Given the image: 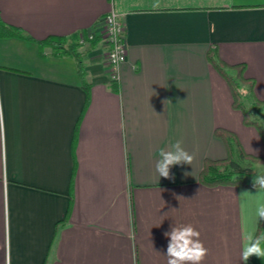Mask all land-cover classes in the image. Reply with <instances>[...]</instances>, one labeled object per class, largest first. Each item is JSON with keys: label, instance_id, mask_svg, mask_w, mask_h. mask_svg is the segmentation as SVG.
<instances>
[{"label": "crops", "instance_id": "crops-1", "mask_svg": "<svg viewBox=\"0 0 264 264\" xmlns=\"http://www.w3.org/2000/svg\"><path fill=\"white\" fill-rule=\"evenodd\" d=\"M112 10L126 27L118 81L100 34L82 43L84 76L37 41L80 38ZM1 22L36 40L0 32V264H167L165 233L186 224L202 264H244L264 190L199 176L227 155L217 127L253 154L264 140L208 52L245 63L264 100V0H0ZM176 140L193 164L159 178L158 152Z\"/></svg>", "mask_w": 264, "mask_h": 264}, {"label": "trees", "instance_id": "trees-1", "mask_svg": "<svg viewBox=\"0 0 264 264\" xmlns=\"http://www.w3.org/2000/svg\"><path fill=\"white\" fill-rule=\"evenodd\" d=\"M0 32L3 35L14 34L30 40H36L31 35L20 31L19 28L2 22L0 23ZM95 37L91 40H94ZM37 41L42 47L47 44L51 45L55 54L73 55L80 65L82 76H84L85 72L82 68L83 50H81L82 42L79 34L68 36L51 35L46 39ZM208 58L228 82L233 95V106L242 111L244 123L256 127L264 140V100L255 95V80L246 76L245 63L227 65L220 59L216 46L210 47ZM247 99L249 103H247ZM215 134L224 142L227 155L222 159H205L199 176L200 182L208 186L234 185L255 188L256 186L253 184L256 176L255 164H264V156L248 152L237 133L233 130L217 127ZM263 224L260 226L256 236L264 233V229H262L263 231L261 230L262 227L264 228Z\"/></svg>", "mask_w": 264, "mask_h": 264}, {"label": "clouds", "instance_id": "clouds-1", "mask_svg": "<svg viewBox=\"0 0 264 264\" xmlns=\"http://www.w3.org/2000/svg\"><path fill=\"white\" fill-rule=\"evenodd\" d=\"M165 103H168L167 101ZM195 159L183 146L182 140L171 143L167 149L161 148L155 163V172L163 178H173L171 168L176 165H192ZM187 175V173H185ZM258 190H264V174H256L253 180ZM259 220H264V204L257 208ZM201 233L191 224L174 226L165 233L168 238L167 264H202L208 255V249L200 239ZM264 260V233L259 236L250 237L249 241L241 251V260L244 264L251 257Z\"/></svg>", "mask_w": 264, "mask_h": 264}, {"label": "built area", "instance_id": "built-area-1", "mask_svg": "<svg viewBox=\"0 0 264 264\" xmlns=\"http://www.w3.org/2000/svg\"><path fill=\"white\" fill-rule=\"evenodd\" d=\"M100 34L107 45V60L111 66V79L120 78L119 67L127 59L126 27L120 14L112 10L100 22L98 29L88 34L82 33L80 40L85 43Z\"/></svg>", "mask_w": 264, "mask_h": 264}, {"label": "rangeland", "instance_id": "rangeland-1", "mask_svg": "<svg viewBox=\"0 0 264 264\" xmlns=\"http://www.w3.org/2000/svg\"><path fill=\"white\" fill-rule=\"evenodd\" d=\"M104 42V41H103ZM105 43V42H104ZM106 45V44H105ZM106 47H107V45H106ZM247 101V103H249V100L247 99L246 100ZM239 111H241V110H239ZM254 129V128H253ZM263 139V138H262ZM255 169H256V173L255 174H264V164H255ZM259 220V219H258ZM264 223V220H259V222H258V230H257V232L259 231V229H260V226H262V224ZM263 226H264V224H263ZM262 229H264L263 227L261 228V230ZM260 230V231H261ZM263 231V230H262ZM261 231V232H262Z\"/></svg>", "mask_w": 264, "mask_h": 264}]
</instances>
